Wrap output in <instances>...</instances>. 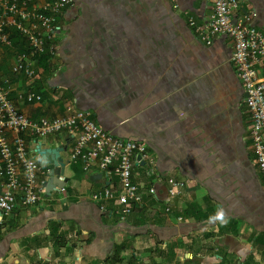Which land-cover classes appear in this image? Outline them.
I'll use <instances>...</instances> for the list:
<instances>
[{"label":"crops","instance_id":"0c3cea01","mask_svg":"<svg viewBox=\"0 0 264 264\" xmlns=\"http://www.w3.org/2000/svg\"><path fill=\"white\" fill-rule=\"evenodd\" d=\"M73 1L59 17L53 56H34L10 31L12 45L0 51L8 98L32 121L61 117L66 107L89 111L103 130L144 144L163 185L120 222L111 201L90 199L115 180L68 162L74 134L26 137L28 157L37 162V143L62 148L64 173H47L41 201L18 202L2 220L0 264H264V175L248 137L232 42L220 36L204 45L186 21H207L211 4ZM238 1L239 12H251L252 25L264 31V0ZM18 55L32 76L12 71ZM30 94L39 99L28 101ZM141 172L133 170L134 183ZM169 178L186 189L166 213Z\"/></svg>","mask_w":264,"mask_h":264},{"label":"built area","instance_id":"2783aa9c","mask_svg":"<svg viewBox=\"0 0 264 264\" xmlns=\"http://www.w3.org/2000/svg\"><path fill=\"white\" fill-rule=\"evenodd\" d=\"M33 1L0 0V51L11 47L10 31H14L34 56L55 54L53 41L60 32L59 17L74 6V1L50 0L40 9L33 7ZM207 2L212 7L209 19L198 23L187 15V25L204 45H210L220 36L231 40L230 61L243 86L244 105L250 119L248 137L256 167L264 175V31L252 25L251 12H239L238 0ZM24 60V55L16 56L12 71L32 76L33 71L24 65ZM8 94V81L0 79V223L11 215L18 202L23 207H31L41 201V179L47 178L48 171L40 162L28 157L26 137L46 138L62 132L74 134L68 162L80 163L85 172L95 166L109 181L115 180L90 199L95 203L111 201L113 214L120 222H124L145 197H158V188L163 182L155 159L144 144L114 136L97 125L89 111L72 107H66L61 117L32 121L17 110ZM26 99L38 100L39 97L30 94ZM133 170L142 171L138 184L133 182ZM166 184L162 201L167 213L172 201L184 194L186 182L169 178Z\"/></svg>","mask_w":264,"mask_h":264},{"label":"water","instance_id":"95a60500","mask_svg":"<svg viewBox=\"0 0 264 264\" xmlns=\"http://www.w3.org/2000/svg\"><path fill=\"white\" fill-rule=\"evenodd\" d=\"M63 149L58 145L53 147H44L41 142L37 143L35 153L39 157V162L46 165L49 177H62L64 173L65 162L60 156Z\"/></svg>","mask_w":264,"mask_h":264}]
</instances>
